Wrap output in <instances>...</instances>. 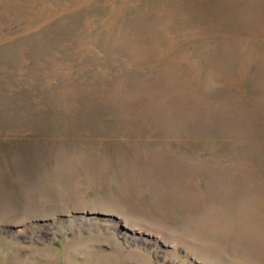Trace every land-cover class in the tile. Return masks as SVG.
Segmentation results:
<instances>
[{"label":"rangeland","instance_id":"obj_1","mask_svg":"<svg viewBox=\"0 0 264 264\" xmlns=\"http://www.w3.org/2000/svg\"><path fill=\"white\" fill-rule=\"evenodd\" d=\"M0 264H264V0H0Z\"/></svg>","mask_w":264,"mask_h":264}]
</instances>
